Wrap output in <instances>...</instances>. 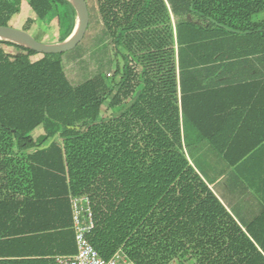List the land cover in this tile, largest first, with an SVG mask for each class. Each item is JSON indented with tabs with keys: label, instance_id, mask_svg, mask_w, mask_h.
<instances>
[{
	"label": "trees",
	"instance_id": "16d2710c",
	"mask_svg": "<svg viewBox=\"0 0 264 264\" xmlns=\"http://www.w3.org/2000/svg\"><path fill=\"white\" fill-rule=\"evenodd\" d=\"M90 1L100 15L95 72L80 85L68 81L61 54L32 61L34 51L0 40L16 50L0 47V155H26L32 194L0 201V264H55V256L74 254L70 194L89 197L91 243L102 256L121 248L135 264L188 256L196 264H264V247L241 230L184 149L185 126L198 128L200 111H215L201 97L215 89L205 79L263 52L253 0H85L87 29ZM53 2L69 0L27 5L42 21ZM20 3L0 0V26H9ZM262 5L255 0L256 11ZM247 43L255 50L238 52ZM111 95L117 110L102 118ZM37 128L40 142L31 136ZM202 137L226 157L230 133ZM8 162L0 159V169Z\"/></svg>",
	"mask_w": 264,
	"mask_h": 264
},
{
	"label": "crops",
	"instance_id": "0c3cea01",
	"mask_svg": "<svg viewBox=\"0 0 264 264\" xmlns=\"http://www.w3.org/2000/svg\"><path fill=\"white\" fill-rule=\"evenodd\" d=\"M251 21L254 25L264 24V0L257 11L253 0ZM242 50L254 51L255 47L247 43L238 52ZM224 64L215 76L204 81L214 84V91L207 90L201 96L215 111H200L198 128L185 126L184 149L195 171L260 249L264 247V43L263 52L239 56ZM229 133L226 157L202 137V134ZM29 198L10 201L23 202Z\"/></svg>",
	"mask_w": 264,
	"mask_h": 264
},
{
	"label": "rangeland",
	"instance_id": "374dc122",
	"mask_svg": "<svg viewBox=\"0 0 264 264\" xmlns=\"http://www.w3.org/2000/svg\"><path fill=\"white\" fill-rule=\"evenodd\" d=\"M27 1L28 0H21L19 12L12 16L8 23L10 27L16 29L28 28L27 32L30 33L36 41L44 44H60L75 31L78 25V13L70 1L63 4L53 2L51 12L42 21L37 20L34 17L27 5ZM90 7L92 20L90 22L89 29H86L81 42L73 50L61 54L64 73L72 86L80 85L90 79L95 72V64L93 61L91 47L95 44V36L97 35L100 27V15L97 13L96 8L91 1ZM27 20H31V23H27ZM0 47L8 54L16 53L15 48L11 45L0 44ZM119 50L123 53V55L127 54L125 50ZM39 58H41V55L37 54L33 56L31 60L35 61ZM108 72L112 73V70L103 73L107 81L110 79ZM115 92L116 90L114 93ZM113 95H111L103 104L101 113L102 118L109 119L112 113L117 110L110 108V102ZM40 130V128H37L31 134L32 138L37 140V142H40L42 139ZM84 146H86V143ZM175 262L176 263L172 264H196L189 256L185 261L181 260L179 262Z\"/></svg>",
	"mask_w": 264,
	"mask_h": 264
},
{
	"label": "built area",
	"instance_id": "2783aa9c",
	"mask_svg": "<svg viewBox=\"0 0 264 264\" xmlns=\"http://www.w3.org/2000/svg\"><path fill=\"white\" fill-rule=\"evenodd\" d=\"M25 157L26 155L16 149L0 155V159L9 161L6 169H0V201L32 196L29 177L24 174L30 164ZM68 199L76 251L72 255L55 256V264H135L121 248L116 249L110 256H102L91 243L95 222L89 197L84 194H70Z\"/></svg>",
	"mask_w": 264,
	"mask_h": 264
},
{
	"label": "water",
	"instance_id": "95a60500",
	"mask_svg": "<svg viewBox=\"0 0 264 264\" xmlns=\"http://www.w3.org/2000/svg\"><path fill=\"white\" fill-rule=\"evenodd\" d=\"M78 13L75 31L60 44H44L36 41L30 33L10 26H0V39L23 45L37 54H63L73 50L82 40L88 26V11L85 0H69Z\"/></svg>",
	"mask_w": 264,
	"mask_h": 264
}]
</instances>
